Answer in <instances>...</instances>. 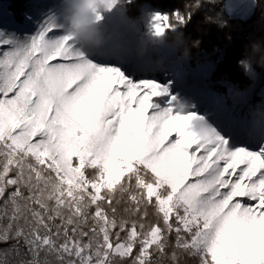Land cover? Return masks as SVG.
Instances as JSON below:
<instances>
[{"label":"snow or ice","instance_id":"1","mask_svg":"<svg viewBox=\"0 0 264 264\" xmlns=\"http://www.w3.org/2000/svg\"><path fill=\"white\" fill-rule=\"evenodd\" d=\"M190 16L155 12L151 33ZM56 29L0 39V264L21 246L19 264H264V144L202 139L196 113L153 102L166 86Z\"/></svg>","mask_w":264,"mask_h":264},{"label":"rangeland","instance_id":"2","mask_svg":"<svg viewBox=\"0 0 264 264\" xmlns=\"http://www.w3.org/2000/svg\"><path fill=\"white\" fill-rule=\"evenodd\" d=\"M41 1L43 0H28L24 6V10L21 12L22 20L18 22L9 11L7 3L0 1V39L9 38L14 42L28 43L31 36L36 34L39 30L43 21L48 18H54L53 13L56 10L57 0H49L47 4H41ZM116 4H118V2ZM116 4L110 11L106 10L103 12L102 21L96 22L97 26L102 29V38L99 44L94 45H104L108 43L106 41L108 37L110 38V43L124 44L123 47L126 52L123 53L121 61H126V63L131 57L135 59L136 48L141 41L146 43V52L143 56L146 61H149L152 56L170 53L169 57L172 58L170 66L172 67L160 78L155 79L151 76L134 77V74L122 73L132 81L154 80L166 86V94L153 97V102L155 104L159 105L161 108L172 106L174 111L194 112L197 116L202 118V120H194L192 122L196 128H199L202 124L214 128L218 134L228 141L231 147L249 148L248 146L237 145L235 141L231 140V136L227 135L226 130L220 125V122L227 118L229 121L235 119L236 124L242 123L243 120L244 125H250V117L258 119L257 116H264V78L262 85L258 87V82L262 75L261 69H257L253 65H247L245 73L252 80V84L248 89L239 88V86L232 82H227L225 84V91L216 89L212 86L210 80L215 66L213 61L206 60L203 63L196 62L195 64H191L187 56L179 54L176 47L171 46L166 39L159 45H154L150 42L152 33L150 30L151 18L149 19V17H147L150 11L148 9H156V12L164 11L156 7H144L142 9L144 15L131 19L126 15L125 8L117 6ZM254 6L255 0H226L225 2L228 14L239 18L250 16ZM58 26L61 30L56 29L54 33L50 32L48 35H59L61 31L63 33L61 26L59 24ZM74 42L80 49L84 50L85 53L87 51L83 48L82 43L88 45L92 44L84 40ZM87 56L97 65L118 68L111 64L110 60L103 64H99L98 61L93 60L88 54ZM135 61L136 64L141 62L138 60ZM126 63H124V65ZM144 63L146 62L144 61ZM200 78L206 80V84H204L207 88L211 86L214 90L212 102L206 99L209 97V94L205 87H195V91L201 93L198 98L192 95L186 96L181 93L182 87L200 83ZM255 95L258 96L256 99ZM206 100L207 105L204 102ZM228 109L230 112L229 115L226 116ZM232 114H234L235 117ZM261 144H264V142L257 144L256 149H253L256 146L252 145L249 149L257 150Z\"/></svg>","mask_w":264,"mask_h":264},{"label":"trees","instance_id":"3","mask_svg":"<svg viewBox=\"0 0 264 264\" xmlns=\"http://www.w3.org/2000/svg\"><path fill=\"white\" fill-rule=\"evenodd\" d=\"M7 3L14 18L21 21V12L28 0H0ZM118 5L124 7L126 15L131 18L140 17L142 9L156 7L171 13L178 10L183 13L191 12V16L176 31L165 35L169 43L172 37L182 34L183 46H186L187 58L191 64L203 63L211 60L214 63L212 86L225 91L227 82L235 83L239 88L248 89L252 80L245 73L247 65L261 69L258 87L264 78V65L259 63L260 54L251 56V43L259 41L264 49V0H255V6L250 16L239 18L230 16L226 10V0H199V6L192 8L193 0H118ZM170 44V43H169ZM181 54V50L176 48ZM258 96L255 95V99ZM2 204V201H0ZM151 212V210H149ZM151 219V216L149 217ZM7 224V220L0 218V227ZM8 248L7 244H0V249ZM21 246L20 254L10 253L7 264H19L20 260L30 259L24 254ZM53 259V257H49ZM167 264V261H165ZM187 264H192L191 260Z\"/></svg>","mask_w":264,"mask_h":264},{"label":"clouds","instance_id":"4","mask_svg":"<svg viewBox=\"0 0 264 264\" xmlns=\"http://www.w3.org/2000/svg\"><path fill=\"white\" fill-rule=\"evenodd\" d=\"M115 0H57L56 10L53 13L55 21L63 29V34L67 35L72 41L84 40L92 44H99L102 38V29L97 26L96 17L104 11L110 9ZM63 13V14H62ZM165 35H152L150 42L159 45L164 41ZM170 45L181 50V55L187 56L186 46H183L182 34L172 37ZM146 52V43L141 41L136 48L137 57H143ZM260 54L259 63L264 65V49L261 48L259 41L251 43V56ZM160 62V58H156ZM197 135L202 139H207L212 135L201 127L195 129Z\"/></svg>","mask_w":264,"mask_h":264},{"label":"bare ground","instance_id":"5","mask_svg":"<svg viewBox=\"0 0 264 264\" xmlns=\"http://www.w3.org/2000/svg\"><path fill=\"white\" fill-rule=\"evenodd\" d=\"M117 6H119L118 4H116ZM148 10H150V14H152L153 15V13H155L156 12V9H148ZM106 31V30H105ZM106 41L108 42V43H106V44H104V45H96V47L98 46L100 49H106V48H108V47H110L111 49H112V51H115L116 49H117V46L114 44V43H110L109 41H110V38L108 37L107 39H106ZM104 53H103V55L101 56V58H104V59H108L109 57H111V54H110V52H108L107 50H105V51H103ZM161 56H163V57H169L170 56V53H166V54H159V55H157V56H152L151 57V59L149 60V61H146V59L144 58V57H137V55L135 56V59H134V57H131L130 58V60L126 63V68H127V70H128V72L129 73H137L138 75H140V76H142V75H144V74H148V75H150L151 74V69H149V70H147L146 72L141 68V67H143V66H145V65H148V64H151V65H154L155 67H156V69H161V68H163L164 67V65H163V60H161L160 59V62L159 63H157L156 62V58L157 57H161ZM135 60H138V61H141V62H138V64H136L135 62ZM144 61L146 62V63H144ZM135 66H138V67H140V69L137 71V72H135L134 71V67ZM210 77H212V76H210ZM198 85H193V87H197ZM200 87H202V86H200ZM182 94H184V93H182ZM184 95H186V94H184ZM187 96V95H186ZM230 112V111H229ZM229 112L227 113V115L226 116H228L229 115ZM255 116V115H254ZM258 117V119H256V118H254V117H250L249 119H250V125H245V129L243 130V132L244 133H248L249 135L251 134V135H256L257 137H260L261 136V132L263 131V129H264V120L260 117V116H257ZM225 120V119H224ZM223 121V120H222ZM249 122V121H248ZM242 123H243V120H242ZM249 124V123H248ZM228 135V134H227ZM255 136V137H256ZM250 137L251 138H254L253 136H245V135H242V138L241 139H246V138H249L250 139ZM231 139V138H230ZM261 143V142H260Z\"/></svg>","mask_w":264,"mask_h":264}]
</instances>
